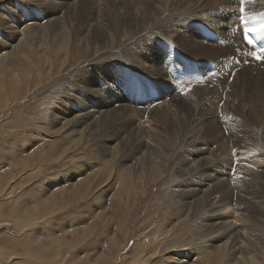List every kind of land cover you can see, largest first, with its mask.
<instances>
[{"label": "rangeland", "instance_id": "obj_1", "mask_svg": "<svg viewBox=\"0 0 264 264\" xmlns=\"http://www.w3.org/2000/svg\"><path fill=\"white\" fill-rule=\"evenodd\" d=\"M21 1L0 0V65L4 62L6 67H10L15 66L13 64L16 62L15 70L5 68L1 72L0 66V264H227V253L222 248L212 251L213 249L207 247L211 244L210 237L214 233L209 235L208 228L204 222L201 223L204 214L206 215L200 207L203 199L198 201L195 198L188 199L182 194L188 187L193 189L205 183L206 176H200L196 172L198 162L196 159L193 160L194 151L204 147L214 150L210 157L213 163L210 164L211 167H215L220 161L231 160L232 157L237 160L236 156L240 152L245 153L244 156L248 152L246 157L249 160L251 157L252 160L255 159L253 164L250 161L251 164L242 165L243 172L239 177L237 175L231 179L232 181L218 175L215 190L220 194H215L217 197L215 201L219 213L223 208L225 211L222 210V215L224 212L225 217L232 215V218L229 216L232 221L234 216V219L236 218L235 220L245 228L244 233H253L257 237V240L251 241L248 235L242 240L243 244H246L244 248L249 253L245 257L247 260L242 264H264V228L261 227L264 225V209L259 206L264 204V163L262 164L264 108L255 100L252 91L248 92V89L256 86L247 83L246 89L243 87L240 90L237 82L226 85L225 88L224 82L220 83L218 77L214 76V68H219L216 65L221 63L222 57L220 60L214 54L209 57L210 53L205 51L202 55H194L190 54L192 51L188 49L191 43L198 40L202 45L222 44L224 35L227 37L228 26L223 24L226 19L221 18L218 10L215 12L208 10L212 1L218 7L222 5L221 1L171 0L170 3V0H156L158 3L152 6L151 0H107L106 11L104 8L102 10L104 13H112L110 19L118 28L125 18L128 21L129 34L122 37L121 34L117 36L112 32L111 41L91 44L86 51L78 40L74 42L65 40V36L62 35L51 37L55 31H51L46 23L41 27L33 25L34 21H30L32 11L34 8L40 10L43 7H39L36 2L38 0ZM48 1L47 4L68 1L71 7L77 6V9L83 10V13L79 11L82 13L80 16L75 14L71 16L62 31L63 35H71L87 15L95 12L96 4L93 0ZM46 7V10L51 9L49 5ZM125 13L127 16H124ZM223 15L228 16V11ZM17 17L19 19L16 20ZM219 19L218 25L223 33L215 39L219 31H212L209 26ZM24 21L27 22L25 27L32 34L28 35L26 42L18 43V37L12 36L16 33V27L18 29L17 23ZM200 27L204 29L196 33L195 29ZM42 28L43 32L37 35L38 29ZM148 30L146 43L140 38L136 40L138 33ZM20 35L18 32L17 36ZM133 44L135 46H132ZM226 51L232 52L229 48ZM192 61L194 62L189 69V63ZM201 64L204 67L203 71L206 74L209 72L208 76L211 74L210 77L217 78L218 81L210 82L212 91L196 96L197 104L192 107L194 109L192 124L188 130L193 140L190 147L182 146L178 118L184 117V113L178 110L183 105L172 97L170 101L169 96L174 91L179 95L181 88L188 85L190 80L192 82L197 80L198 75L195 76L193 66ZM163 67L173 71L166 79L161 73ZM219 72H222L221 68ZM241 74L252 79L258 78L254 76L255 72ZM176 75L183 77V80L176 81L172 78L173 76L176 78ZM168 88L171 91H168ZM194 90V87L189 88V92ZM101 101L107 108L113 106L108 113L114 114L113 118L103 120L107 124L102 122L104 126H98V131L99 129L101 131L91 132L83 125L80 127L79 135L73 136L67 134L64 124H57L66 111L72 116L78 113L76 110L81 109L78 106L79 102L88 108ZM129 102L140 107V111L142 106L149 103L152 105L150 107L155 106L156 112H150L151 114L147 116L138 112L132 113L139 119L143 118L142 121L147 119L148 125L155 130L166 132L163 135L167 142L161 141V153L164 155L176 153L174 157H159L161 160H152L154 166L151 159L142 151L140 153L138 151L136 154L138 157L136 155L135 157L137 161L139 158L143 159V169L131 173L125 168L137 161L132 160L127 164L124 160L129 153L128 147L135 146L134 140H128L130 142L128 145H123L119 139L110 142L109 146L114 149L111 150L112 155H105L103 150L98 149L101 146L98 135L108 138L106 134L108 133L115 137L114 133L110 132L119 127H126L128 131L126 130L123 135H129L141 127V124H138L139 119L127 111L135 109L127 106ZM92 109L93 107L90 110ZM169 109L171 111H168ZM115 114H118V117ZM93 116L95 119L97 114ZM122 117L123 119L126 117L125 121ZM171 122L178 125L174 133L165 127H169ZM144 124L142 123L143 126ZM176 135L178 140H175ZM213 135L218 136L213 138ZM208 137L213 139L210 140ZM145 143L144 139L143 144ZM250 144H256L255 148ZM247 146L251 149L246 148ZM117 147H121V150ZM259 157H262V160ZM149 170H152V173ZM245 192L248 195L244 194ZM252 195L255 202L249 198ZM180 197L181 203L180 199L178 200ZM193 208H196L195 211ZM239 208L242 211H239ZM254 214L258 220L252 217ZM200 227L204 229L201 230ZM218 245H221V242H217L214 247ZM186 254L188 257H185Z\"/></svg>", "mask_w": 264, "mask_h": 264}, {"label": "bare ground", "instance_id": "obj_2", "mask_svg": "<svg viewBox=\"0 0 264 264\" xmlns=\"http://www.w3.org/2000/svg\"><path fill=\"white\" fill-rule=\"evenodd\" d=\"M21 1V0H20ZM96 4L95 6V12H92L91 14L87 15L85 17V19L81 22V24L79 25V27L71 34V35H63L62 31L65 27V24L70 20L71 16L72 15H76V16H80L82 13H83V10L80 8V9H77V6L76 8H74V6H70L68 5V1L66 2H61V3H56V2H51V4H47V2H49L48 0H38L36 2H38V4L40 5L39 7H41L42 9L40 10H37L36 8H34V10L32 11V18L30 19V21H34L33 22V25H36L37 27H41L43 25V23H46V26L49 27L51 29V31H55L52 35V36H58V35H62V37L65 38V40H72L73 42L75 40H78L82 46L84 47V50L88 48V46H90L91 44H96L97 42H108V41H111L110 37L113 36L112 35V32L113 34H116L117 36H119L121 34L122 37H124L125 35H128L129 34V27H128V21L124 19H122L121 23L119 24L120 28H118L117 25H115V23H113L111 21V15L112 13L108 14L107 12L104 13L106 10V3H107V0H93ZM152 2V6L155 5L156 3H158L156 0H151ZM175 1V0H174ZM182 1V0H181ZM198 1V0H197ZM222 5L220 7L216 6L213 1L210 3V6L208 8V10L210 12H215V11H219L218 14H220L221 18L223 19H226V22L223 23L225 26H228V34H227V37L226 35H224V39L223 41L221 42L222 44H216V43H212L210 45H202L201 42L199 43V40L196 41L195 43H191V45L188 46V49L191 50L192 52L190 54H198V55H202L204 54V51L205 52H209L210 55L209 57L214 54L216 56H218V60H220V57H222V60L221 63H218L216 66L219 67V68H214V76L218 77V80L220 83H223L224 82V87L226 88V85L229 86L230 84H235L238 82V87L240 88V90L246 86L247 83L251 84L252 86H256L255 88L251 87L250 89H248V92H251L255 97V100L258 101V103L260 104V106H262L264 108V64L263 63H255L253 62L251 59H249L244 50H243V47L240 46V45H235L233 41H237L238 40V44L241 43L242 41V37L240 36L239 34V31L236 32L235 29H234V26H238V29H239V26H240V16L241 15H244L246 17H248V24L250 25V27H255V28H259V18L261 16V14H264V0H220ZM22 2V1H21ZM72 2V0H71ZM83 2V1H82ZM88 2V1H87ZM91 2V1H90ZM103 2V3H101ZM114 2V1H113ZM124 2V1H123ZM146 2V1H145ZM168 3V1H166ZM187 2V1H186ZM191 2V1H190ZM201 2V1H200ZM20 3V2H19ZM18 3V4H19ZM27 3V2H26ZM115 3V2H114ZM122 3V2H121ZM132 3V2H131ZM147 3V2H146ZM166 3V4H167ZM170 3H171V0H170ZM173 3V2H172ZM179 3V2H178ZM37 4V3H36ZM35 4V6H37ZM110 4V3H108ZM149 4V3H148ZM176 4V3H175ZM174 4V5H175ZM180 4V3H179ZM182 4V3H181ZM184 4V3H183ZM189 4V3H187ZM14 5V4H13ZM12 5V6H13ZM27 5V4H26ZM25 5V6H26ZM47 5H49L51 9L49 10H46L47 9ZM85 5V4H84ZM185 5V4H184ZM80 6V5H79ZM115 6V5H114ZM117 6V4H116ZM115 6V7H116ZM140 6V5H139ZM143 6V5H142ZM177 6V5H176ZM179 6V5H178ZM5 7V6H4ZM17 7V5H16ZM27 7V6H26ZM29 7V6H28ZM93 7V6H91ZM100 7H101V10H100ZM111 7V6H110ZM124 7V5H123ZM166 7V6H165ZM168 7V5H167ZM179 7H182V6H179ZM185 7V6H184ZM25 8V7H24ZM86 8V7H85ZM102 8H104V10H102ZM114 8V7H113ZM133 8V7H132ZM173 8V7H172ZM178 8V7H177ZM186 8V7H185ZM188 8V7H187ZM191 8V7H190ZM189 8V9H190ZM196 8V7H195ZM243 8L244 11L243 13H241L240 9ZM13 9V8H12ZM11 9V10H12ZM130 9V8H129ZM163 9V8H162ZM180 9V8H179ZM119 10V9H118ZM117 10V11H118ZM132 10V9H131ZM164 10V9H163ZM166 10V9H165ZM79 11H81L82 13H80ZM103 11V12H101ZM108 11V10H107ZM173 11V10H171ZM225 11H228V16H225L223 15L225 13ZM10 12V11H9ZM31 12V11H30ZM169 12V11H168ZM167 12V13H168ZM4 13V12H3ZM17 13V12H16ZM12 14V13H11ZM170 14L172 15V13L170 12ZM8 15V14H7ZM164 15V14H163ZM124 16H127V13L124 14ZM15 17V16H14ZM24 17V16H23ZM31 17V16H29ZM164 17V16H163ZM171 17V16H170ZM5 18V17H4ZM2 18V19H4ZM161 18V17H160ZM220 18V19H221ZM255 18V19H253ZM19 19L18 17L16 18V20ZM21 19V18H20ZM24 19V18H22ZM174 19V18H173ZM220 19L215 22L214 24H211L209 26V29L212 30V31H219L218 34L216 35L215 39L217 38L218 35L222 34V28L219 27L218 23L220 22ZM120 20V19H119ZM118 20V21H119ZM159 20V19H158ZM162 20V19H161ZM160 20V22H162ZM165 20V18L163 19ZM175 20V19H174ZM7 21V20H6ZM4 21V22H6ZM21 21V20H20ZM156 21V19H155ZM8 22V21H7ZM158 22V21H157ZM156 22V23H157ZM29 23V22H28ZM155 23V22H154ZM155 23V24H156ZM4 24V23H3ZM27 24V22H18L17 23V26H18V29L16 27V33L14 36L12 37H18L17 39H19L18 43L21 42H26L28 40V35H31V31L26 28L25 25ZM153 24V25H155ZM158 24V23H157ZM32 25V26H33ZM163 25V24H162ZM22 26V27H21ZM150 26V25H149ZM152 26V25H151ZM156 26V25H155ZM159 26V24H158ZM6 27V26H5ZM147 27V26H146ZM157 27V26H156ZM181 27V26H180ZM8 28V27H7ZM44 28V27H43ZM43 28L40 30L38 29V32L36 33L37 35L42 33L43 32ZM154 28V27H153ZM9 29L11 30V26L9 27ZM148 29V28H146ZM162 29V28H161ZM163 29H165V27H163ZM180 29V28H179ZM201 29H204L202 27L200 28H197L195 29V32L197 33H200ZM4 30V29H3ZM9 30V31H10ZM150 30V29H149ZM149 30L148 31H142L140 33H138V36L136 37V40L140 38V40L143 42V43H146V41L148 40V37H147V33H149ZM159 30V29H158ZM18 32L21 33L20 36H17L18 35ZM6 33V32H4ZM12 33V32H10ZM13 34V33H12ZM5 36V35H4ZM135 36V35H134ZM198 36L197 35V39H198ZM50 37V38H51ZM59 37V36H58ZM158 37V36H157ZM160 37V36H159ZM154 38V37H153ZM9 39V38H8ZM16 40V39H15ZM52 40V39H51ZM57 40V39H56ZM63 40V39H62ZM118 40V39H117ZM120 40V39H119ZM131 40V39H130ZM134 40V39H133ZM132 41V40H131ZM130 41V42H131ZM153 41V40H152ZM151 41V42H152ZM165 42V40H163ZM177 41V40H176ZM7 42V41H6ZM10 42V41H9ZM129 42V43H130ZM214 42V41H212ZM13 42H11L12 44ZM17 43V44H18ZM17 44H14L15 47L17 46ZM110 45V44H109ZM103 46V45H102ZM122 46V45H121ZM132 46H135V44H133ZM105 47V46H104ZM130 47V46H129ZM10 48L12 49V46H10ZM90 48V47H89ZM93 48V46H92ZM95 48V47H94ZM102 48V47H101ZM109 48V46H108ZM121 48V47H120ZM119 48V49H120ZM144 48V47H143ZM227 48H229L230 50H232V52H227ZM98 49V48H97ZM106 49V48H105ZM111 49V48H110ZM85 50V51H86ZM103 50V49H101ZM100 50V51H101ZM121 50V49H120ZM147 50V49H145ZM68 51V50H67ZM105 51V50H104ZM109 51V50H108ZM10 52V51H9ZM92 52V51H91ZM98 52V51H97ZM134 52V51H133ZM82 53V52H81ZM85 53V52H84ZM99 54V53H98ZM110 54V53H109ZM89 55V54H87ZM102 55V54H101ZM139 55V54H138ZM86 56V55H85ZM137 56V55H136ZM207 56V54H206ZM46 57V56H45ZM92 57V56H91ZM90 57V58H91ZM95 57V56H94ZM110 57V56H109ZM194 57V56H193ZM197 57V56H196ZM89 58V57H88ZM97 58V57H96ZM108 58V57H107ZM138 58V56H137ZM93 59V57H92ZM91 59V60H92ZM100 60L102 58H99ZM47 60V59H46ZM117 60V59H116ZM157 61V59H156ZM48 62V60H47ZM194 61L190 62L189 63V69H191L192 67V63ZM107 63V62H105ZM199 63V62H198ZM15 66H10V67H6V63L2 62V64L0 65L1 66V72L6 68H10V69H13L15 70L16 69V62H14ZM110 65V64H109ZM118 65V64H117ZM201 66V67H200ZM200 66H197V65H194V73H195V76L198 75V79L195 80L194 82H192L191 80L188 82V85L184 86L181 88V90L179 91V95H176L175 94V91L172 93L171 96H169V100L171 101V97L175 99V101H179L180 103H182V107H179V112H182L184 113V117L182 118H178L179 119V132L181 133V145L182 146H189L190 147V144L192 142V138L190 137L189 135V128H190V125L192 124L191 123V119H192V115H193V112H194V109L192 108L193 106H195L197 104V98L196 96L199 95V93H202V94H206L208 93L209 91H212V89L210 88L209 84L211 81H218L217 78H211V74L208 76V74H206L203 70H204V67H203V64H201ZM112 67V66H111ZM88 68V67H86ZM221 68L222 72H219V69ZM96 69V68H95ZM94 70V69H93ZM99 70H101L99 68ZM161 73L163 74L164 76V79L168 78L171 76L170 73H172L173 71L171 69H168L167 67H163L161 68ZM110 71V70H109ZM148 71V70H147ZM233 71H236V75L234 77H232V72ZM156 72V71H155ZM240 72V73H239ZM251 73V72H255L254 76L255 77H258L257 79H252L250 78V76H247V77H244L241 73ZM85 73V72H84ZM105 74V73H104ZM225 74V75H224ZM115 75V74H114ZM156 75V74H155ZM81 76V75H80ZM113 76V75H112ZM227 77V78H225ZM172 78H174L176 81H181L183 80V77H181L180 75H176V78L175 76H173ZM80 80V79H79ZM233 80V82H232ZM115 81V80H114ZM74 82V81H73ZM87 82V81H86ZM232 82V83H231ZM254 85H253V84ZM66 84V83H65ZM67 85V84H66ZM87 86V84H85ZM89 85V83H88ZM125 86V85H124ZM84 87V86H83ZM191 87H194L195 90L193 92H189V88ZM91 88V87H90ZM82 89V88H81ZM246 89V87L244 88ZM77 90V89H76ZM94 90V88H93ZM73 91V90H72ZM82 91V90H81ZM86 91V90H85ZM168 91H171L170 88H168ZM67 92V91H66ZM91 93V91H88ZM97 92V91H96ZM65 93V92H64ZM72 93V92H71ZM68 94V93H67ZM91 94H94V93H91ZM95 95V94H94ZM101 95V94H100ZM67 97V95H66ZM72 97V96H71ZM63 98V97H62ZM74 98V96H73ZM83 98V97H82ZM85 98V97H84ZM96 98V97H95ZM113 98V97H111ZM67 99V98H66ZM72 99V98H71ZM77 99V98H76ZM91 99V98H90ZM62 100V99H61ZM75 100V99H74ZM78 100V99H77ZM63 101V100H62ZM81 101V100H80ZM75 102V101H74ZM78 102V101H77ZM249 102V101H248ZM64 103V101L62 102ZM80 104L78 106H80V110H76L78 111V113H76L75 115H71L70 112H65L63 113L62 117H60L61 119L59 121H57V124H64L66 126V130H67V134H72L73 136H78L79 135V130L81 129L80 127H82L83 125L85 126V129L88 130V131H91V132H99L101 131L99 129L98 131V128L101 126L103 127V120H106L108 117H111L113 118L114 117V114L112 113H108L110 110L113 109V106L112 107H105L103 106L104 102H100V103H96V104H93V105H90L88 108H85L84 107V104L82 102H79ZM81 103L83 105H81ZM94 103V102H93ZM130 103V102H129ZM65 104V103H64ZM151 104V103H149ZM145 105V106H142V111H140V107H138L137 105H133V104H129L127 106H132L134 107L135 109L134 110H130V109H127V111H130L131 112V116L139 119V117L134 113L132 112H138V114L142 113L144 114V116L146 115H150L151 113L150 112H156L157 109H155V106L153 107H150L152 105ZM76 105V104H75ZM168 105V104H167ZM172 105V104H171ZM198 106V105H197ZM251 106V105H250ZM255 106V105H254ZM257 106V105H256ZM93 107L92 110H90L91 108ZM162 107V106H161ZM174 107V106H173ZM158 108V107H157ZM160 108V107H159ZM248 108V106H247ZM252 108V107H251ZM254 108V107H253ZM65 109V108H64ZM77 109V108H76ZM105 109V110H104ZM164 109V108H163ZM176 109V108H175ZM63 110V109H62ZM75 110V109H74ZM120 110V109H119ZM118 110V112H119ZM159 110V109H158ZM165 110V109H164ZM196 110V109H195ZM256 110V109H254ZM80 111V112H79ZM125 111V109H124ZM126 111V112H127ZM168 111H171V109H169ZM259 111V110H258ZM261 111V109H260ZM94 113V114H97V119L95 117L94 119V114L91 115V113ZM252 112V111H251ZM263 112V111H261ZM90 113V115L88 114ZM150 113V114H149ZM248 113V112H247ZM250 113V112H249ZM253 113V112H252ZM259 113V112H258ZM120 114V113H119ZM123 114V113H122ZM130 114V113H129ZM162 114L164 115V113L162 112ZM169 114V113H167ZM71 115V117H70ZM116 116L118 114H115ZM128 115V114H127ZM175 115V114H173ZM199 115V114H198ZM248 116V115H247ZM258 116V114L256 115ZM255 116V117H256ZM261 116V115H260ZM59 117V116H58ZM118 117V116H117ZM121 117V116H120ZM128 117V116H127ZM251 117V116H250ZM56 118V117H55ZM134 118V119H135ZM141 118V117H140ZM146 118V117H145ZM196 118V117H195ZM194 118V119H195ZM249 118V116H248ZM123 119V117H122ZM126 117L123 119V121H125ZM143 119V118H141ZM139 119V123L138 124H141L140 128H138L137 131H134L131 132L129 135H123L124 132L127 130L126 127H119L116 131L115 130H112L110 133H114L113 136L109 135L108 133L107 136L108 138H105L104 135H98V141H99V145L100 150H103L104 154L105 155H112L111 153V150L114 151V149H112V146H109L110 142L112 143V141H116L119 139V142H122L123 145H128V142L130 141V139L134 140L135 142V146L131 147L129 146L128 149H129V153H128V156H125L127 155L125 152V156L126 159L123 157V159H125L124 161L128 163H130V161L132 160H136V157L135 155L138 154V151L140 153V151L143 152V154L146 155V157L148 159H151V162L153 163L154 165V162L153 161H157V160H161L159 157H174L176 153H170L169 155H164L161 153V148H162V145H161V141L162 142H167L165 139H164V135L163 133H166V132H162L161 130H155L154 128H152L151 126L148 125L149 121L147 119H145V121ZM110 120V119H109ZM129 120V119H128ZM140 120L142 121L140 123ZM258 120V119H257ZM256 120V121H257ZM264 120V119H263ZM98 121V122H97ZM115 121V120H114ZM97 122V123H96ZM103 122V123H102ZM194 122V120H193ZM106 123V122H105ZM117 123V122H116ZM137 123V122H135ZM134 123V124H135ZM142 123H145L143 126ZM201 123V121H200ZM231 123V122H230ZM254 123V122H253ZM263 123V121H262ZM107 124V123H106ZM110 124V123H109ZM133 124V125H134ZM137 124V126H139ZM212 124V123H211ZM210 124V125H211ZM250 124V123H249ZM113 125L114 122H113ZM202 125V124H201ZM263 125V124H262ZM99 126V127H98ZM108 126V125H107ZM194 126V125H193ZM192 126V127H193ZM218 126V125H217ZM222 126V125H221ZM231 126V125H230ZM235 126V125H234ZM239 126V125H238ZM236 126V128L238 127ZM248 126V125H247ZM250 126V125H249ZM254 126V125H253ZM93 127H95L96 129H93ZM144 127V128H143ZM166 128H169L171 130L172 133H174V130L178 128V125L175 123L173 124L172 122L169 124V127L168 126H165ZM213 127V126H212ZM223 127V126H222ZM225 127V126H224ZM243 127V125H242ZM257 127V126H256ZM259 127V126H258ZM262 127V126H261ZM90 128V129H89ZM130 128V127H129ZM133 128V127H132ZM135 128V126H134ZM63 129V128H62ZM143 129V131H142ZM220 129V128H219ZM218 129V130H219ZM224 129V128H223ZM226 129V128H225ZM239 129V128H238ZM237 129V130H238ZM255 129V128H253ZM227 130V129H226ZM230 130V129H229ZM232 130V129H231ZM230 130V131H231ZM242 130V129H241ZM262 130V129H261ZM64 131V130H63ZM84 131V130H83ZM103 131V129H102ZM128 131V130H127ZM229 131V132H230ZM234 131V130H232ZM240 131V130H239ZM243 131H244V128H243ZM106 132V131H104ZM204 132V131H203ZM220 132V131H219ZM248 132V131H247ZM257 132V131H255ZM205 133V132H204ZM242 133V131H241ZM246 133V132H245ZM99 134V133H98ZM103 134V133H102ZM132 134V135H131ZM211 134V133H210ZM217 134V133H216ZM219 134H222V133H219ZM237 134V133H236ZM250 134V133H249ZM106 136V137H107ZM207 136V135H205ZM215 136H218V135H215ZM213 135V138L215 137ZM238 136V135H236ZM125 137V138H124ZM222 137V136H221ZM242 137V136H241ZM251 137V135H250ZM206 138V137H205ZM209 138V137H208ZM212 138V137H210ZM209 138V139H210ZM212 138V139H213ZM217 138V137H216ZM261 138V136L259 137ZM146 140V143L143 144V140ZM178 136L176 135L175 136V140H178ZM221 139V138H220ZM248 139V138H247ZM250 139V138H249ZM258 139V138H257ZM129 140V141H128ZM204 140V138H203ZM202 140V141H203ZM211 140V139H210ZM218 140V139H217ZM226 140V139H225ZM234 140V139H233ZM243 140V139H242ZM241 140V141H242ZM252 141V139H250ZM249 140V141H250ZM254 140V139H253ZM216 141V139L214 140ZM227 141V140H226ZM240 141V142H241ZM245 141H247L245 139ZM139 142H141V145H139ZM224 142V141H223ZM229 142V141H228ZM114 143V142H113ZM130 143V142H129ZM132 143V142H131ZM221 143V140L219 142V145ZM225 143V142H224ZM227 143V142H226ZM234 143V142H233ZM118 143H116L117 145ZM133 144V143H132ZM211 144V143H210ZM231 144V143H230ZM230 144H227V145H230ZM248 144V143H247ZM115 145V144H114ZM212 145V144H211ZM210 145V147H211ZM223 146V143L221 144ZM239 145V144H238ZM252 145V144H250ZM256 146V144H254ZM254 145H252L254 147ZM166 146V145H165ZM164 146V147H165ZM209 146V145H208ZM240 146V145H239ZM244 146V145H242ZM251 146V147H252ZM122 147V145H121ZM121 147L118 148L121 150ZM125 147V146H124ZM132 149H131V148ZM207 147V146H206ZM213 147V146H212ZM250 148V146H247L246 148ZM244 148V147H243ZM242 148V149H243ZM255 148V147H254ZM214 149V148H213ZM222 149V148H221ZM233 149V148H232ZM251 149V148H250ZM253 149V148H252ZM124 150V148L122 149V151ZM127 150V149H126ZM165 150V149H164ZM172 150V149H171ZM218 150V149H217ZM215 150V151H217ZM231 150V149H230ZM239 150V149H237ZM170 151V150H168ZM214 151V150H213ZM212 148L209 149V148H206L205 147L203 149H199V151H194L193 155H194V159H196V161L198 162L197 163V169H196V172H198V174L200 176H206L205 179H204V184L202 183L201 185L203 187H207V188H202L201 187H197V188H189L187 190H185V193H181L185 195L186 198L190 199V198H195L197 201L198 200H202L201 202V210H204V212L206 213V215L202 214L203 216V219L201 221L204 222V224L206 225V227L208 228H205V230L207 229L211 235V233L214 235V238H213V235L210 237V241H211V244L207 246L209 247L210 249H213L212 251H218L220 250V248H222L223 251H225L227 253V264L231 263V264H242L245 260H247L246 255L249 254L247 249L244 248V245L243 243V239L250 235V240L251 241H254V240H257V237L255 236V234L253 233H250L248 234L247 232L244 233L243 229V226L240 222H238V220H235L234 219V216H233V221L231 220L232 218V215L229 217H226L224 216V214L222 215L221 213L223 208H221V213H219V208L217 207V201H215V198L216 197V193H217V190H215V185L217 183V179H218V175H222L226 178L227 181H230L231 179L235 178L237 175L239 177L240 173L243 172L241 171L242 169V165L243 166H246L247 163H251L253 164V162L255 161V159L253 158V160L250 158V160L246 157V155L248 154V152L246 153V155L244 156L243 154L245 153H241L242 155L240 156V153H238L236 156L238 159L235 160L234 157L231 158V160H223V161H220L215 167H211L210 164H213L211 162V156H212ZM223 151V149H222ZM225 151V150H224ZM243 151V150H241ZM230 152V151H229ZM228 152V154H229ZM235 152V151H234ZM118 153H119V150H118ZM122 154V153H120ZM227 154V155H228ZM235 154V153H234ZM118 155V154H117ZM137 156V155H136ZM138 157V156H137ZM224 157V155H223ZM242 157V158H241ZM257 157V156H256ZM263 157V156H262ZM261 157V158H262ZM144 158V157H143ZM162 158V159H163ZM189 158V157H188ZM226 158V157H225ZM258 158V157H257ZM259 157L260 160H264V158L261 159ZM142 158H139L137 162H135L134 164L130 163L125 169L128 170V171H142L143 169V159L140 160ZM146 159V158H145ZM219 160L221 158H218ZM153 160V161H152ZM192 160V158L190 159ZM195 161V160H194ZM213 161V160H212ZM258 161V160H257ZM193 162V161H192ZM261 162V161H260ZM259 162V164H260ZM157 163V162H155ZM250 163V164H251ZM258 163V162H257ZM264 162L262 161V164ZM151 164V163H150ZM159 164V162H158ZM157 164V166H158ZM165 164V163H164ZM261 164V165H262ZM148 165V164H147ZM160 165V164H159ZM194 165V164H193ZM256 165V162L255 164ZM258 165V164H257ZM260 165V166H261ZM152 166V165H150ZM155 166V165H154ZM153 166V167H154ZM213 166V165H212ZM254 167V166H253ZM185 169V168H184ZM262 169V168H261ZM126 170H124L126 172ZM154 170V169H152ZM151 170V171H152ZM175 170V169H174ZM182 170V169H181ZM186 170V169H185ZM184 170V171H185ZM127 171V172H128ZM148 171V169H147ZM149 170V172H151ZM165 171V170H164ZM179 171V170H178ZM262 171V170H261ZM146 172V171H145ZM144 172V173H145ZM156 172L157 171V168H156ZM171 172V171H170ZM195 172V173H196ZM137 173V172H136ZM140 173V172H139ZM144 173H143V176H144ZM147 173V172H146ZM152 173V172H151ZM176 173V172H175ZM183 173V172H182ZM188 173V172H187ZM186 173V174H187ZM249 173V172H248ZM193 174V172H192ZM197 174V175H198ZM250 174V173H249ZM248 174V175H249ZM252 174H255L254 172H252ZM134 175V173H133ZM140 175V174H139ZM142 175V173H141ZM140 175V176H141ZM146 175V174H145ZM151 175V174H150ZM154 175V174H153ZM152 175V176H153ZM180 175V174H179ZM188 175V174H187ZM196 175V174H195ZM244 175V173H243ZM246 175V174H245ZM256 175H258V173H256ZM255 175V176H256ZM158 176V175H157ZM182 176V175H181ZM184 176V175H183ZM191 176V175H190ZM193 176V175H192ZM259 176V175H258ZM170 177V176H169ZM178 177V175H177ZM241 177V176H240ZM250 177V175L248 176ZM259 177H262V176H259ZM143 178V177H142ZM166 178V176H165ZM186 178V176H185ZM187 178H189L187 176ZM193 178H196V177H193ZM203 178V177H202ZM256 178V177H255ZM131 179V178H130ZM156 179V178H155ZM239 179V178H238ZM243 179V178H241ZM248 179V178H247ZM251 179V178H250ZM167 180V179H166ZM182 180V178H181ZM184 180V179H183ZM194 180V179H193ZM192 180V181H193ZM219 180V179H218ZM178 181V180H177ZM180 181V180H179ZM185 181V180H184ZM189 181V180H188ZM191 181V180H190ZM203 181V180H202ZM221 181V180H220ZM226 181V183H227ZM232 181V180H231ZM187 182V181H186ZM245 182V181H244ZM194 183V182H193ZM192 183V184H193ZM220 183V182H219ZM231 183V182H230ZM239 183V182H238ZM237 183V184H238ZM244 184V183H243ZM247 184V183H246ZM257 184V182H256ZM200 184H198L199 186ZM218 185V183H217ZM225 186L227 184H224ZM249 185V184H248ZM255 185V184H254ZM260 185V184H259ZM178 186V185H177ZM194 186V185H192ZM241 186V185H240ZM239 186V187H240ZM251 186V185H249ZM176 187V186H175ZM248 187V186H247ZM258 187V186H257ZM173 188V187H172ZM230 188V187H229ZM228 188V189H229ZM253 188V187H252ZM256 188V186H255ZM130 189V188H129ZM129 189H126L127 191H129ZM183 189V188H182ZM185 189V188H184ZM183 189V190H184ZM223 189V188H222ZM224 189H227V188H224ZM244 189V188H243ZM132 190V189H130ZM178 191V189H177ZM177 191L175 190L176 194H177ZM223 191V190H222ZM229 191V190H228ZM246 191V190H245ZM133 192V191H132ZM179 192V193H180ZM225 192V191H223ZM173 193V192H172ZM180 193V194H181ZM228 193V192H227ZM230 193V191H229ZM174 194V193H173ZM172 194V195H173ZM179 194V195H180ZM220 194L219 192L217 193V195ZM239 194V193H238ZM244 194H247L246 192ZM253 194V193H251ZM133 195V194H132ZM177 195V196H179ZM224 195V193H223ZM222 195V196H223ZM248 195V194H247ZM250 195V194H249ZM182 196V195H180ZM225 196V195H224ZM223 196V197H224ZM227 196H230L227 194ZM131 197V196H130ZM226 197V196H225ZM224 197V198H225ZM245 197V196H244ZM248 197V196H247ZM220 198V195L218 197V200ZM251 198L253 201L255 199H253V195L252 197H249ZM174 199V198H173ZM177 199V197H176ZM180 199V203H181V197L178 198V200ZM227 199V198H226ZM231 199V198H230ZM246 199V198H245ZM248 199V198H247ZM257 199V198H256ZM194 200V199H193ZM244 200V199H243ZM173 201V200H172ZM183 201V200H182ZM192 201V200H191ZM220 201V200H219ZM226 201V200H225ZM248 201V200H247ZM250 201V200H249ZM256 201V200H255ZM254 201V202H255ZM261 201V200H260ZM259 201V202H260ZM263 201H264V198H263ZM178 202V203H179ZM189 202V201H188ZM195 202V201H194ZM192 202V204L194 203ZM227 202V201H226ZM177 203V202H176ZM175 203V204H176ZM177 203V204H178ZM184 203V202H183ZM244 203V202H243ZM257 203V202H256ZM255 203V204H256ZM250 204V203H249ZM252 204V203H251ZM182 205V204H181ZM242 205V204H241ZM184 206V205H183ZM187 206V205H186ZM190 206V204H189ZM219 206V205H218ZM224 206V205H223ZM237 206V205H236ZM239 206V204H238ZM252 206V205H251ZM256 206V205H254ZM258 206V205H257ZM256 206V207H257ZM260 208L261 209H264V204H259ZM178 207V206H177ZM185 207V206H184ZM221 207V205L219 206ZM245 207V206H244ZM218 208V209H217ZM243 208V207H242ZM245 208H248V207H245ZM254 208V207H252ZM184 209V208H182ZM191 209V208H189ZM196 209V208H195ZM195 209L193 208V210L195 211ZM198 209V208H197ZM236 209V208H235ZM238 209V207H237ZM244 209V208H243ZM259 209V207L257 208ZM187 209H185V213L187 212L186 211ZM200 210V209H199ZM206 210V211H205ZM241 209L239 208V211ZM245 210V209H244ZM190 211V210H189ZM225 211V210H223ZM242 211V210H241ZM259 211V210H258ZM193 212V211H192ZM200 212V211H199ZM244 212V211H243ZM254 212V211H253ZM237 213V212H236ZM239 213V212H238ZM248 213V212H247ZM246 213V214H247ZM252 213V212H251ZM188 214V213H187ZM240 214H243V213H240ZM263 214V213H262ZM195 215V214H194ZM186 216V215H185ZM202 216L200 218H202ZM244 216V215H243ZM241 216V217H243ZM247 216V215H246ZM193 217V216H192ZM253 218H255L256 220H258V217L256 216V214L252 215ZM194 219H196L195 217H193ZM191 218V219H193ZM248 218V216L246 217ZM183 219V218H182ZM230 219V220H229ZM239 219V218H238ZM252 220V218L250 219ZM195 221V220H194ZM193 221V222H194ZM242 221V220H241ZM261 221V220H260ZM142 222V221H141ZM197 222V221H196ZM249 222V221H248ZM263 222V221H262ZM252 223V222H251ZM264 223V222H263ZM262 223V225H263ZM172 224V223H171ZM199 224V223H197ZM203 224V225H204ZM255 224V223H254ZM257 224V223H256ZM200 225V224H199ZM201 225V226H203ZM252 225V224H251ZM261 226V225H260ZM155 227V226H154ZM157 227V226H156ZM155 227V228H156ZM264 228V225L261 226ZM201 228V227H200ZM203 228V227H202ZM201 228V230H202ZM259 230L260 228L257 227ZM152 229V227H151ZM204 229V228H203ZM252 229V228H251ZM153 230V229H152ZM204 230V232H205ZM264 231V230H263ZM203 233V232H202ZM206 233V232H205ZM264 233V232H263ZM151 234V233H150ZM208 234V233H207ZM147 237V235H146ZM209 237V236H208ZM167 238V236L165 237ZM208 240V239H207ZM206 241V240H205ZM208 242V241H207ZM217 242H221V245H218L216 247H214L215 244H217ZM133 247V246H132ZM207 251V250H206ZM257 251V250H256ZM211 252V251H210ZM260 252V251H259ZM208 253V251H207ZM258 254V253H256ZM263 254V252H262ZM187 255V254H186ZM225 255V253H224ZM185 257H188L185 256ZM224 257V256H223ZM249 259L251 260H255L253 259L252 257ZM114 260V259H113ZM257 261V260H256ZM114 262V261H113Z\"/></svg>", "mask_w": 264, "mask_h": 264}, {"label": "snow or ice", "instance_id": "obj_3", "mask_svg": "<svg viewBox=\"0 0 264 264\" xmlns=\"http://www.w3.org/2000/svg\"><path fill=\"white\" fill-rule=\"evenodd\" d=\"M240 11H241V13H243L244 9L241 8ZM239 19H240V22L244 25V28H245L244 40L248 44H253L254 41L249 37L248 33L256 32L257 28H255V27L249 28L248 27V19H249L248 17H246L244 15H241ZM253 19H255V18H253ZM259 27L261 29H264V14H261V16L259 18ZM252 55H253V57L256 60H264V49H260L259 54L254 52V53H252Z\"/></svg>", "mask_w": 264, "mask_h": 264}]
</instances>
